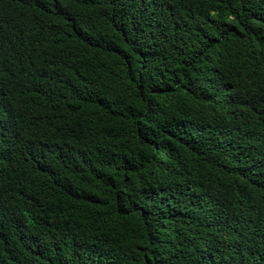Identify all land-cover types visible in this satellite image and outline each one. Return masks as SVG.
I'll return each mask as SVG.
<instances>
[{"label":"trees","instance_id":"obj_1","mask_svg":"<svg viewBox=\"0 0 264 264\" xmlns=\"http://www.w3.org/2000/svg\"><path fill=\"white\" fill-rule=\"evenodd\" d=\"M0 264H264V0H0Z\"/></svg>","mask_w":264,"mask_h":264}]
</instances>
